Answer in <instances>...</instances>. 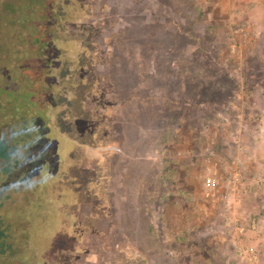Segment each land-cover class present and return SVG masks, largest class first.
<instances>
[{
  "label": "rangeland",
  "instance_id": "rangeland-1",
  "mask_svg": "<svg viewBox=\"0 0 264 264\" xmlns=\"http://www.w3.org/2000/svg\"><path fill=\"white\" fill-rule=\"evenodd\" d=\"M15 8L14 18L6 9L18 22L13 30H27L21 21L43 24L49 60L68 51L89 69L77 97L90 91L95 111L81 110L77 124L71 119L57 131L56 115L48 122L49 149L64 150H50L46 164L30 170L46 196L24 214L3 198L27 172L0 173V225L8 235L0 264H68L83 251L90 264H264V0H30ZM85 17L82 32L69 29ZM27 59L20 57L21 69ZM41 65L31 58L32 68ZM20 68L0 58L1 96L19 111L40 104L45 89L50 117L55 88ZM113 111L121 123H111ZM114 124L130 133L122 144L136 152L122 194L113 153L95 163L84 148H102ZM88 201L100 216L99 234H86L87 249L71 255L73 241L91 228L78 230L70 210Z\"/></svg>",
  "mask_w": 264,
  "mask_h": 264
},
{
  "label": "flooded vegetation",
  "instance_id": "flooded-vegetation-1",
  "mask_svg": "<svg viewBox=\"0 0 264 264\" xmlns=\"http://www.w3.org/2000/svg\"><path fill=\"white\" fill-rule=\"evenodd\" d=\"M30 0H2V4L0 5V20L7 19L8 21H0V58L4 55L5 58L11 62L13 59L14 62L18 64V68L21 66L20 57H27V61L23 62V68L21 69L23 72H27L25 68H29L30 70L27 72L28 74L31 71L36 72L37 75L42 77L41 82L50 81V84H46L45 88L50 86L51 88H55V96L53 95L52 104L53 107L51 109V113H49L50 117H48V94L47 91H44L41 94V101L38 104L37 100L33 101V107L19 110L21 107L14 104L11 98H8V101H5V98L1 96L2 91H6L0 88V125H2L4 129H0V148L2 151L9 153V158H0V173L2 172L9 177L14 175L15 172L18 171H25L27 174H20L19 176H15L16 178L9 186L8 194L4 196V200L9 199V203L13 212L15 214H24V211L29 206L31 200L37 198L39 194L45 195V190L43 191V179L35 177H30L29 173L30 170L38 169L46 164L48 156H50V150L52 151V155H61L62 151L64 150V146L62 148L56 146L49 149V144L47 141V137L50 135L48 133L52 130V125H49L48 122L52 121L53 115H56L55 126L57 131L60 127H67L72 125L70 122L71 119L76 121V124L79 122L80 111L89 110V112L95 111V105L91 101L90 91H86L83 94V97H77V92L80 87L87 85V75L84 72L89 71L88 68L84 67L79 61V58H75L76 55L70 53L68 51H64L58 53L56 56L52 57L49 60V53L47 50L43 49L44 42H43V24L39 26L37 29L30 28V23L32 21H21L23 27L26 26L27 30H13L11 26H14L17 21H10L8 18V13L6 9L11 8V14L14 18L16 14L17 8H15L16 4H25ZM99 1V0H98ZM28 6V3H27ZM20 9L23 11L24 8L21 6ZM25 12H23L24 14ZM11 17V16H10ZM88 17L84 18L82 22L80 18H78L77 24L78 28L75 29L73 27H69L70 30L73 32L80 31L82 32V27L80 25H87ZM99 22V21H95ZM93 24L90 25L93 26ZM37 30L38 33L35 31ZM34 34L36 35H33ZM47 49V47L45 46ZM50 54H55L54 51H50ZM9 57V58H8ZM40 58L42 65L39 68H32L31 67V58ZM78 63V64H77ZM30 64V66L28 65ZM80 65V66H79ZM5 78L0 77V83L5 82ZM2 90V91H1ZM8 95L10 93L8 92ZM13 98V96H12ZM38 105V106H35ZM40 105V106H39ZM75 112L79 113V116L74 115ZM68 124V125H67ZM59 130L58 133L62 134ZM52 139L51 135L49 136ZM59 148V149H57ZM94 148V147H93ZM93 148H90L89 145L86 146L88 151L93 152ZM102 151V148H97ZM61 150V151H60ZM90 152V153H92ZM95 153V152H93ZM99 154V153H97ZM86 156L89 160H92L95 157L93 154L86 153ZM44 162V163H43ZM50 172L52 168L50 167ZM48 170V171H49ZM48 173V172H47ZM34 178V179H33ZM34 190L35 192H33ZM61 195L64 196L62 193ZM46 196V195H45ZM92 204L90 201L88 202H80L75 205L73 210H70V214L77 220V227L81 230L82 227L90 224V231L87 233H83L81 236L82 240L80 242H74L75 246H73L76 251H72L69 254L75 255L73 253L78 254L80 249H87V245L85 244V237L86 234H90L92 231H96L99 234V215L96 212L92 211ZM93 222V223H92ZM91 225H93L91 227ZM105 226V227H104ZM103 233L107 234V225H104ZM2 225H0V231L3 232L4 240L7 238L6 228L1 229ZM92 232V233H93ZM82 233V232H81ZM79 235V234H77ZM5 243V242H4ZM12 247L11 244H8ZM12 254L8 253V256ZM58 255V254H57ZM83 255L85 258H78L73 259L72 263L69 261L68 264H90L87 260L86 253L83 251ZM56 262L55 259H50V263L53 264ZM43 263V262H42ZM66 263V262H65ZM56 262L55 264H65ZM46 264V262H44Z\"/></svg>",
  "mask_w": 264,
  "mask_h": 264
},
{
  "label": "crops",
  "instance_id": "crops-1",
  "mask_svg": "<svg viewBox=\"0 0 264 264\" xmlns=\"http://www.w3.org/2000/svg\"><path fill=\"white\" fill-rule=\"evenodd\" d=\"M113 112L110 113L111 115H110V118H109L111 123H115V124H117V122L121 123L120 119L117 118L116 112H114V113ZM115 124L111 127V131H110L109 134L105 133V143H104V145L102 147V151L97 149V148H95V147L93 148V147L89 146L90 148H93V152H95V153H93L92 151H88L86 149V147H84V148L86 149V153L93 154L95 156V157L92 158V161H94L95 163L96 162L103 163L102 160L105 159V156L107 154H109V153H113V157H114L113 161L114 162H112V164H113L114 169H112V170L117 172V175L121 178L120 181H119V178L117 176V180L118 181L116 182V185L120 189L119 193L122 194L124 192L123 191L124 187L126 188V185L128 184L127 181L130 178L129 175L133 174V173H130L132 169H129V168H130V166L134 167V161H135L136 152L128 151V146H124V145H127L128 137H129L130 133L128 131H125V130H123V132H121V130L119 128L120 126L119 127H115ZM123 142H125L124 145L122 144ZM131 143L133 144V142H131ZM119 144H120V147L122 146L121 148L119 147ZM124 147H126L127 150H125ZM95 150H98V153L100 151V153L97 154V152ZM79 152L81 153V150ZM90 152H92V153H90ZM169 154H170V156H173V157H174V155H176V153H173L172 151L168 152V155ZM82 155L84 156L83 153H82ZM96 160H98V161H96ZM173 160L177 161L178 159L174 157ZM117 164H119V168L116 171V165ZM97 165L98 164H96V166ZM170 165H172V167H175L177 170L180 169V167L176 166L175 164L170 163ZM98 166H100V164ZM189 166H190L189 168L191 169V165H189ZM169 168H170V166H169ZM129 170H130V172H129ZM123 171H124L125 174H124L123 177H121V175L123 174ZM184 172H185V170H184ZM178 173H181V171L179 172V170H178ZM125 180H126V182H124ZM176 180H178V179H176ZM253 180H255V179H253ZM181 181H182L181 185H187V183L185 182V177H181ZM174 184H175L174 186H179V184H177V181L174 182ZM119 196L122 198L121 195H119ZM104 209H105V213H106V207ZM94 211L95 210L92 207V211L91 212H94ZM118 216L121 217L122 215L119 213ZM118 216H117V218H118Z\"/></svg>",
  "mask_w": 264,
  "mask_h": 264
},
{
  "label": "trees",
  "instance_id": "trees-1",
  "mask_svg": "<svg viewBox=\"0 0 264 264\" xmlns=\"http://www.w3.org/2000/svg\"><path fill=\"white\" fill-rule=\"evenodd\" d=\"M104 138H105V136H104ZM104 145V144H103ZM1 146V145H0ZM0 158H5V159H8L9 158V153H6V152H4V151H2L1 150V148H0ZM0 238H3V232H1L0 231ZM1 242H3V241H1ZM0 242V243H1ZM3 244V243H2ZM3 246H4V244H3ZM3 246L1 247V250H0V252L1 253H6L7 251H6V249H4L3 248ZM10 254H13V252L12 253H10Z\"/></svg>",
  "mask_w": 264,
  "mask_h": 264
},
{
  "label": "built area",
  "instance_id": "built-area-1",
  "mask_svg": "<svg viewBox=\"0 0 264 264\" xmlns=\"http://www.w3.org/2000/svg\"><path fill=\"white\" fill-rule=\"evenodd\" d=\"M259 183H262L261 181H259ZM206 184H215L214 181L212 182L210 179H206Z\"/></svg>",
  "mask_w": 264,
  "mask_h": 264
}]
</instances>
